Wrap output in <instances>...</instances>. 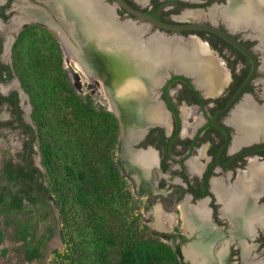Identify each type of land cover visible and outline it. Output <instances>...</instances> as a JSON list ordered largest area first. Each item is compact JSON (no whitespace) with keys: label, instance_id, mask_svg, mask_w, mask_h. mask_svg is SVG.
<instances>
[{"label":"flooded vegetation","instance_id":"flooded-vegetation-1","mask_svg":"<svg viewBox=\"0 0 264 264\" xmlns=\"http://www.w3.org/2000/svg\"><path fill=\"white\" fill-rule=\"evenodd\" d=\"M125 1L136 9L170 24L193 22L187 19L198 18L205 9L208 11L211 9V14H220L226 19L221 11L228 9L230 2L225 0L220 5V7L226 5L225 7L215 8L217 0ZM55 2L62 8L57 0H0V184L1 180L6 181L0 185V214L4 223L11 222L15 225V238L20 239L23 245V259L30 263L42 257L43 251L47 248L44 241L46 237L44 234L34 233L29 223L19 228L11 211H22L25 204H35L45 206L49 210L48 213L52 214L53 207L47 200L41 169L32 157L35 140L31 142L29 149L31 130L28 124L31 123L24 116L25 108L15 82L17 75L13 69L11 54L10 57L7 56L15 48L16 41L27 23H42L52 30L53 27L57 28L53 17ZM144 3L145 5H142ZM193 10H201L198 17H181L185 11ZM215 18L217 22L214 19L209 22L198 19L195 21L214 24L229 32L253 52L258 66L252 81L243 93L217 118L225 125L229 134L224 148L222 147L226 131L214 122V117L228 103L249 74L250 59L215 33L204 30L173 31L158 28L166 32H178L184 36L194 33L200 38L203 37L210 50L223 54L225 61L222 63L228 73L227 84L221 93L213 96L205 91L210 85H197L196 77L185 69L171 70L161 80L159 64L151 72L153 77H149L152 80L148 87L138 75L137 80L143 82L144 98L133 103L134 109L132 107L127 109L131 112L127 118L130 120L127 131H123L120 119L112 110L120 125L119 138L117 136L119 157L116 165L129 182L132 192L143 198L142 206L145 211L160 210L169 219L166 223L171 222L166 212L170 217L175 211L182 214L184 230L172 231L166 229L167 225L162 226L161 228L165 229L161 231L170 235L161 239H170L172 246L178 245L182 251L189 243L185 239H193L190 242L194 246H198L201 252L213 258L211 264H219L215 256L220 248H224V257L229 264L230 246L235 248L231 255L238 258L236 259L238 264H244V260L264 264V147L249 150L264 143V135L259 130L260 118L254 112V107L259 110L264 108L261 106L264 100H261L262 97L257 90L260 85L254 84L257 79H262L260 76L262 60L257 53L255 42L251 41L257 42L258 39L245 37L242 32L245 29L229 25L227 20L226 23L218 15H215ZM228 25L234 27V30ZM252 25L253 23L247 19L237 23L238 27L248 26L259 33L258 28ZM61 32L64 36L63 30ZM65 43L67 49L71 51L70 48L76 44V40L68 39ZM261 44L264 51L262 37ZM169 64L177 65L173 61ZM145 73L147 71L142 74ZM197 79H200V76H197ZM150 102L154 103L152 104L154 106H159L160 118L149 115L154 114L155 109L151 111L144 109ZM140 104L144 108H141ZM247 107L248 116L244 115ZM184 109L191 112L184 116ZM146 152L153 156V161L148 164L138 159ZM132 154L137 156V159H132ZM225 207L228 210L229 207L235 209L228 213L224 210ZM259 212H262V220L257 218ZM173 220L177 221L175 215ZM253 240H256L255 243H251ZM37 245L39 257L27 259L28 251ZM258 249H262V254ZM244 253H247L245 258ZM191 261L192 264H197L196 261Z\"/></svg>","mask_w":264,"mask_h":264},{"label":"rangeland","instance_id":"rangeland-1","mask_svg":"<svg viewBox=\"0 0 264 264\" xmlns=\"http://www.w3.org/2000/svg\"><path fill=\"white\" fill-rule=\"evenodd\" d=\"M104 1L115 5L111 0ZM224 1L217 0L218 4L214 7H225L226 5L220 7ZM115 10L119 19L133 22L129 26L146 27V31L142 33L143 40L158 34L185 40L178 37L181 35L178 32L159 30L139 18L130 17L118 7ZM210 11L211 9L201 11L200 16L195 19L207 22L214 19L217 22L215 15H218L226 22L223 16L211 14ZM195 19L187 20L194 22ZM228 27L234 30V27ZM235 28L245 29L240 30L245 37L257 39L254 37V30L249 27ZM58 33L63 35L60 30H52L42 23H27L19 36V44L7 56L10 57L11 54L13 69L17 75L15 82L25 108L24 116L36 132L32 157L41 169L43 187L53 213H48L45 206L35 204H25L22 211H11L19 228L29 223L34 233L44 234L46 237L44 241L47 248L42 257L31 263L23 259V245L20 239L15 238V225L11 222L4 223L0 214V264H118L123 247L122 239H151L155 236L152 234L153 229L165 228L152 226L153 221L149 216L151 212L145 211L142 206L143 198L132 192L129 182L116 165L120 125L112 113L106 83L100 71L93 66L90 67L92 71L80 68L70 57L67 45L61 43ZM256 33L260 42L251 41L255 42L262 60V79H257L254 84L260 85L257 90L261 100H264V51L261 36ZM199 39L205 41L203 37ZM211 55L217 62L225 61L220 52L211 50ZM59 81L67 83L83 103L100 111L99 113L110 114L113 118L96 115L93 119H77L74 108L68 101V94L59 86ZM112 131L116 133V139L113 146H108L106 141ZM43 143L52 147L53 162L50 166L43 161ZM110 165L116 167L117 188L107 172ZM71 170L72 173L69 172ZM79 173L83 174L84 179L79 178ZM5 183V180H1L0 185ZM79 187L86 194L83 201L79 197ZM166 214L171 218V222L165 224L166 229L181 231L184 228L181 213L175 211L171 217L169 213ZM174 215L177 221L173 220ZM167 220L169 219L166 218L165 222ZM155 238L163 241L158 236ZM163 242L168 246L173 244L171 240ZM248 248L250 250V246ZM234 249L233 246L229 248V264H238V258L231 255ZM259 251L262 254V249ZM245 254L244 258L247 256ZM211 263L212 261L209 264ZM161 264L169 263L161 261ZM177 264L182 263L177 260Z\"/></svg>","mask_w":264,"mask_h":264},{"label":"bare ground","instance_id":"bare-ground-1","mask_svg":"<svg viewBox=\"0 0 264 264\" xmlns=\"http://www.w3.org/2000/svg\"><path fill=\"white\" fill-rule=\"evenodd\" d=\"M69 2L70 5L75 6L76 9L81 12L80 15H82V17H86L87 19L89 18L87 14L92 13L91 10L94 5L93 0H69ZM98 4L99 6L101 5L100 2ZM99 6L98 8H100ZM222 12L223 15L226 16V20L229 25L236 27L237 23L244 19L252 22V27L258 28L259 34H261L262 40H264V0H230L228 9L221 11V13ZM199 14L200 10L185 11L181 17H198ZM104 16L107 18L104 19L102 16V21L100 23L97 20L94 22L91 21V25L89 20L87 21L83 18V20L87 22V24H83V26L88 25V28L91 27V29H88L89 31L87 29L80 31L84 34L83 38L78 40L75 38L72 40L69 37V34H66L64 31L63 32L66 36L59 35V37L62 44L67 42L68 39L70 41L76 40V44H73L70 48V57L77 62L80 68H84V70H91V65L87 63L88 60L86 61L83 55L86 52L84 50H87L86 47L90 48L94 53L102 56L104 59L102 65H104L110 73L109 85H105L106 93L110 99L111 110H113L120 119L124 132L127 131V127L129 126L128 123L130 120H127V118L130 117L131 112L126 109H121V106L118 103L121 100L120 97L124 95V89L128 86L129 89L143 90V82L141 81L142 78L141 80H137V76L139 74L143 75L142 73L147 71L144 67H153L154 69L159 64L163 65L164 63L167 65L163 66H174L169 64L173 61L178 65V67L186 69L190 74H193L196 77L195 82L197 85H210V87L205 89V91L206 93H210L212 95L216 94L226 82L228 73L224 68L223 63L217 62L215 58L212 57L211 50L208 45L205 41L200 40L198 36L180 41L178 38H166L158 36L160 35L158 34L152 36L150 39L143 40V31L140 32L141 28L131 27L122 22L121 24L113 20L111 16ZM65 45H63V48H66ZM89 56L91 57V55ZM130 73L136 74L134 75L135 77H131ZM197 76H200V79H197ZM127 82L128 84L124 85ZM111 94H114L118 102L111 98ZM152 104L154 103L150 102L146 108H144L142 104L139 106L146 109V111L155 109L154 114L152 113L149 115L160 118L159 106H154ZM132 109L134 108L132 107ZM254 109L257 110H254L255 114L258 115V118H260L259 130L261 131V134L264 135V108L259 110L254 107ZM245 110H247V112L244 115L248 116V107L245 108ZM184 112V116H186V113L189 114L191 110L188 111V109H184ZM139 116L142 115L139 114ZM162 116L161 112V119ZM131 156L132 159H137V156L134 154ZM138 159L139 161L148 164L153 161V156L149 152H146L141 154ZM214 187L217 188V185ZM226 204L228 203H225V205ZM234 209L235 208L233 207H229L228 210V208L225 207L224 210L229 213L230 211H234ZM199 212L202 211L199 210ZM149 216L153 221L151 222L152 226L160 228L166 224L165 219L167 216H165L163 212L158 209H153V211L149 213ZM257 218L262 220V212H259ZM185 224H187V219ZM210 240L212 239H209V241ZM221 246L223 247V245ZM223 249L220 248L215 256L219 264H227ZM183 252L186 258H190L198 264H208L213 259L209 254L205 255L204 252H201L199 247L194 246L191 242L184 246ZM244 264L255 263L245 261Z\"/></svg>","mask_w":264,"mask_h":264},{"label":"water","instance_id":"water-1","mask_svg":"<svg viewBox=\"0 0 264 264\" xmlns=\"http://www.w3.org/2000/svg\"><path fill=\"white\" fill-rule=\"evenodd\" d=\"M57 1H59V4L62 5V8L60 7L61 9L56 5V2H55V5L53 6V8H54L53 17L55 19V23L57 25L56 27L58 29L54 28L51 24H50V26L53 27V29L55 31L56 30H60V31L63 30L64 32H66V34H69V37L72 40L75 38H76V40L83 38L84 34L81 33L80 31H82V30L84 31V29H87V30L91 29V27L88 28V25L83 26V24H87V22L85 20H83L84 17H82V15H80L81 12L79 10H77L75 6L70 5L69 0H57ZM99 2L101 3L100 6L98 4ZM113 2L115 4L114 6L109 5L104 0H96V1L93 0L94 5H93V9L91 10L92 13L87 14L89 17L88 19L86 17L84 19H86L87 21L89 20L90 25H91L92 24L91 21L94 22L97 20L100 23L102 21V16L104 19H106L107 17L104 15H108V16H111L113 18V20H115L118 23L122 22V23H126V24H133V22L131 20L128 21V20L119 19V17L116 14V11H115V7H118L120 9L124 10L125 13L133 15L136 18H139L142 21L146 22L147 24H149L151 26H155L157 29L162 28L165 30H173V31L204 30L207 32L215 33L216 35L220 36L221 38H223L226 41H228L229 43H231L233 46H235L238 50L243 52L250 59L251 68H250L249 74L244 79V81L241 83V85L237 88V90L233 94L232 98L228 101V103L214 117V122H216L218 125H220L226 131V139H225V142H224L223 147H222V148H224L225 144L227 143V141L229 139V134H228V130L225 127V125L220 123L217 120V118L219 115L223 114L225 111H227L232 106V104L235 102V100H237L238 97L243 93L246 86L252 81L254 74H255L256 70L258 69L257 60H256L253 52L249 48H247L243 43H241L238 39L233 37L229 32L215 26L214 24H208V23L200 22V21L181 23V24H170V23L160 21V20L154 18L153 16H151L150 14H148L146 12H143L141 10L136 9L135 7L131 6L125 0H113ZM98 6L100 8H98ZM221 7H223V6H221ZM98 9H99V11H98ZM135 27L143 28L144 29V30H142L143 33L146 31V27H143L142 25H137ZM250 29L253 30L252 28H250ZM254 32H255L254 37H256L260 42L259 35L256 33L255 30H254ZM192 36H198V35H196L194 33H190L187 36H184L181 34L178 37L182 40H184V39L186 40L187 38H190ZM58 37H59V33H58ZM207 45L209 46L208 43H207ZM86 48H87V50H84L86 52L83 54L85 60L86 61L88 60L87 63L89 65L95 67L97 70L100 71V74L102 75L103 80L105 81L106 85H109V74L110 73L105 68V66L102 65V63L104 62V59L102 58V56H100V54L94 53L88 47H86ZM89 55H91V57ZM160 67H161V80L169 73V71H171V70L180 71L182 69L176 65L168 67V66H163L162 64H160V66H158V68H160ZM260 67H261V65H260ZM144 69H146L148 71V73H145L143 75L139 74V75L142 77L143 82L148 87L149 85H151V80L149 77H153V73H151L153 70V67H144ZM185 73L188 74V72H185ZM130 75H131V77H133L136 74L130 73ZM126 84H128V82L125 83L124 85H126ZM225 84H227V83L225 82L222 85L221 89L216 94H214L213 96L221 93ZM143 92L144 91H141L139 89H136V90L135 89H129V86L126 89H124V95L120 97L121 100L118 103L121 106V109L127 110L128 108H131L134 105L133 104L134 102H136L137 100H140L143 97V95H142ZM111 98L113 100L115 99L118 102V100L114 96V94H111ZM261 106L262 107L264 106V102ZM28 127L31 130V137L29 140V149H30L31 148V142L33 140H35L36 132H35V129H34L32 124H28ZM258 147H264V143L256 145V146L250 148L249 150L256 149ZM222 148H221V150H222ZM152 234L155 236H158L160 238L161 237L164 238L167 235H170V233L163 232L161 230H156V229H153ZM163 240L169 241L170 239H163ZM185 240L190 242L193 239H185ZM198 240H200V239H198ZM171 247L173 248L175 254L177 255L178 260L182 264H192L190 262L191 260L187 259L184 256L183 251L181 249H179L178 245H176L175 247H173V246H171Z\"/></svg>","mask_w":264,"mask_h":264},{"label":"trees","instance_id":"trees-1","mask_svg":"<svg viewBox=\"0 0 264 264\" xmlns=\"http://www.w3.org/2000/svg\"><path fill=\"white\" fill-rule=\"evenodd\" d=\"M21 35V34H20ZM20 38V37H19ZM18 38V40H19ZM18 40L16 41L15 46L19 44ZM60 82V83H59ZM58 84L65 90L68 94V101L70 105L74 108L75 117L77 119H93L96 115H101L106 118H113L110 114L99 113L95 111L90 105L85 104L81 101L78 95L73 91V89L65 82L59 81ZM114 120V119H113ZM116 139V133L109 135L107 139L108 146H113ZM41 152L43 153V161L47 165H51L53 162L52 159V147L48 143H43L41 145ZM106 154V153H105ZM116 167L113 165L108 168V175L111 176L112 182L117 184L116 177ZM72 173L73 171H69ZM79 178L84 179L83 174L79 173ZM118 186L116 185V188ZM121 196V195H119ZM79 197L81 201L86 198V194L84 193L82 187H79ZM84 203V202H82ZM25 238L26 236L23 235ZM123 247L120 252V257L118 264H161L162 262L169 264H177V256L175 252L172 250L170 246L161 241L160 239H156L155 237H151V239H122ZM39 245L33 246L30 251L26 254V258L32 260L35 257H39Z\"/></svg>","mask_w":264,"mask_h":264}]
</instances>
